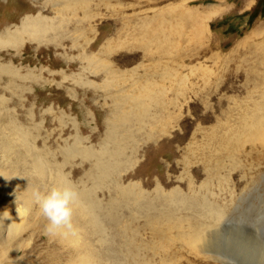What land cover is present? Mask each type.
Returning a JSON list of instances; mask_svg holds the SVG:
<instances>
[{
	"label": "rangeland",
	"instance_id": "1",
	"mask_svg": "<svg viewBox=\"0 0 264 264\" xmlns=\"http://www.w3.org/2000/svg\"><path fill=\"white\" fill-rule=\"evenodd\" d=\"M229 257L264 264V0H0V264Z\"/></svg>",
	"mask_w": 264,
	"mask_h": 264
},
{
	"label": "clouds",
	"instance_id": "2",
	"mask_svg": "<svg viewBox=\"0 0 264 264\" xmlns=\"http://www.w3.org/2000/svg\"><path fill=\"white\" fill-rule=\"evenodd\" d=\"M79 193L71 187L54 188L47 195H37L42 215L49 221V232L59 228L72 229L71 205L77 201Z\"/></svg>",
	"mask_w": 264,
	"mask_h": 264
},
{
	"label": "bare ground",
	"instance_id": "3",
	"mask_svg": "<svg viewBox=\"0 0 264 264\" xmlns=\"http://www.w3.org/2000/svg\"><path fill=\"white\" fill-rule=\"evenodd\" d=\"M62 1V0H61ZM58 3H60V1L58 2ZM63 10V9H62ZM37 17V16H36ZM32 17V18H27L28 19V23H29V26H28V28H27V32L28 33H31V34H33V37H32V39L33 40H36L37 42L38 41H43V39H44V37H43V39H41V38H37V35L38 36H42V34L45 32V31H48V27H45V25L43 24V20L40 18V16L39 17ZM46 28H48V29H46ZM44 31V32H43ZM40 34V35H39ZM53 38V37H52ZM53 40V39H52ZM231 225V224H230ZM228 226H229V224L228 223H226V224H224V225H222V227L220 228V229H218V230H214L213 232H210V233H208V234H206L204 237H201V240H202V242H201V245H200V247L202 248V250H206V249H210V248H213L212 246H214L215 245V242H216V240H215V236H218L219 234L221 235L222 234V231H224L226 228H228ZM242 230V229H241ZM207 233V232H206ZM222 236V235H221ZM212 238L214 239V240H212ZM219 238H222V237H220L219 236ZM219 240V239H218ZM218 242V241H217ZM237 248V247H236ZM234 250H235V248H234ZM205 252V251H204ZM206 252H208V251H206ZM220 253V252H219ZM219 253H217V254H219ZM231 253V252H230ZM220 255V254H219ZM236 257V256H235ZM240 258H235V259H233L232 257H229L227 260H224L223 262L224 263H226V264H242V262H241V260H239ZM242 259V258H241ZM244 264H248L247 262L246 263H244Z\"/></svg>",
	"mask_w": 264,
	"mask_h": 264
}]
</instances>
